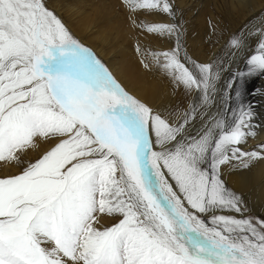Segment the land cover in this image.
Wrapping results in <instances>:
<instances>
[{
    "label": "snow or ice",
    "instance_id": "6c2138e0",
    "mask_svg": "<svg viewBox=\"0 0 264 264\" xmlns=\"http://www.w3.org/2000/svg\"><path fill=\"white\" fill-rule=\"evenodd\" d=\"M120 5L142 33L179 41L181 25L139 19L174 17L170 0ZM242 36L228 46L246 47ZM252 36L247 71L233 74L211 115L220 65L191 60L179 43L161 52L137 45L146 70L159 68L193 95L183 111H156L47 0H0V162L21 166L28 150L49 144L0 176V264H264V218L248 214L223 180L226 167L264 160V144L242 147L255 135L245 82L264 74V27Z\"/></svg>",
    "mask_w": 264,
    "mask_h": 264
},
{
    "label": "bare ground",
    "instance_id": "6f19581e",
    "mask_svg": "<svg viewBox=\"0 0 264 264\" xmlns=\"http://www.w3.org/2000/svg\"><path fill=\"white\" fill-rule=\"evenodd\" d=\"M77 2L81 3V1ZM88 2L81 3L80 7L67 2L62 9L57 10V15L82 44L90 47L97 54L132 95L156 111L186 109L192 103L193 95L187 94L182 88H177L171 79L161 70L157 71L156 67L146 70L140 63L141 57L136 51V44L139 42L135 38H140L145 44V46L139 45L141 48L155 52L170 50L179 43L182 55L186 53L191 60L207 63L215 55L218 37L225 24L209 14L206 22L210 24L206 33L196 29L199 13L202 11V0H196L187 7L179 8L174 17L157 12L139 16L144 17L143 21L146 23L181 25V35L177 41L174 37H160L137 31L128 19V13L117 0H88ZM229 5L233 10L234 5H238L237 14L244 15L248 20L255 17L258 21L264 14L262 10L264 0H233ZM214 6L219 9L218 15H222L224 10L222 11L215 4ZM117 7H120L119 11ZM130 44L134 45V48L130 47ZM222 108L223 104L220 111ZM261 140H264V130L249 136L247 143L242 147L248 150L256 149V143ZM48 147L49 144H39L38 148L28 150L24 157L27 160L32 157L38 159ZM0 166L3 168V171L0 170V176L16 174L20 171L15 162H0ZM223 177L226 187L243 197L249 210L248 214L264 218V163L256 162L247 170L226 167ZM108 219L109 217H104L102 222L109 224Z\"/></svg>",
    "mask_w": 264,
    "mask_h": 264
},
{
    "label": "rangeland",
    "instance_id": "374dc122",
    "mask_svg": "<svg viewBox=\"0 0 264 264\" xmlns=\"http://www.w3.org/2000/svg\"><path fill=\"white\" fill-rule=\"evenodd\" d=\"M72 1V2H71ZM74 1V2H73ZM77 1H81V3H89L88 0H47L48 7L55 11L57 15V10L62 9L67 2H70L74 5H80ZM120 4V0H117ZM196 0H170V2L174 6L175 12L179 10L181 7H187L193 4ZM202 0V11L199 13V20L196 23V29L205 32L207 27L210 23L206 22L208 19V15L211 14L214 18L217 17L223 22L225 25L222 27V32L218 37V45L215 48L214 52L215 55L207 61V63H213L220 65L223 69L220 73V80L217 83V93H216V100L211 109L208 110L209 114L217 113L220 111L221 104H223L222 100L223 97L227 95V84L232 79L233 74L238 71H247V59L254 54L259 37L252 36L248 37V32L253 31L255 29H259L264 27V14L261 16V21L256 20L253 17L251 20H248L244 15L237 14L236 10H238V5H234L235 9L233 10L230 7V2L233 0ZM214 4L221 8L223 13L222 15H218L219 9H217ZM118 6V5H117ZM80 7V6H79ZM120 7H117V11H119ZM220 9V10H221ZM226 10V12H225ZM264 12V5L262 7ZM227 14H225V13ZM249 16L248 14L246 15ZM140 20H143L144 17H139ZM246 20V22L244 21ZM263 23V24H262ZM135 28V27H134ZM225 28V29H224ZM137 31L139 29L135 28ZM236 29V30H235ZM234 31V32H233ZM243 36L241 38L245 39L246 47H242L239 50L231 48L228 46V39L229 37L235 36ZM136 41L139 43L136 45L145 46L142 43L140 38H135ZM219 46V48H218ZM130 47L134 48V45L130 44ZM90 48V47H89ZM235 53V54H234ZM157 71H160L159 68H155ZM260 89V93L253 96L252 93L256 90ZM245 102L251 103L253 106L254 111V118L252 120L253 128L251 131L254 133H259L264 130V74H258L253 77H250L245 82V95H244ZM231 108H236L238 105L235 102V95L232 93V100L228 101ZM200 122H197V126L199 127ZM260 144H264V140L256 143L255 148L258 150L257 146ZM248 150V148H244ZM25 163L21 166H17L18 169L21 170V167L26 166L28 161H35L37 157H32L31 159L27 160L24 156L21 157ZM264 163V160H262ZM0 170L3 171V168L0 166ZM17 174V173H16ZM225 182V179L223 177ZM254 216V215H253ZM257 217V216H255ZM109 224L102 222L105 227L111 226L113 223L112 219L109 218ZM99 227V225H98Z\"/></svg>",
    "mask_w": 264,
    "mask_h": 264
}]
</instances>
